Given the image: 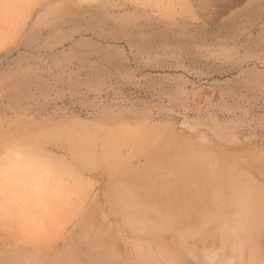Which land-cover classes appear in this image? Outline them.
<instances>
[{
  "label": "clouds",
  "instance_id": "9594fccd",
  "mask_svg": "<svg viewBox=\"0 0 264 264\" xmlns=\"http://www.w3.org/2000/svg\"><path fill=\"white\" fill-rule=\"evenodd\" d=\"M14 6L23 19L0 20V264H264V135L217 115H235L240 86L264 99V46L209 50L231 74L225 91L141 43L200 25L185 0H0ZM85 60L121 86L152 79L167 92L136 111L61 105L93 90Z\"/></svg>",
  "mask_w": 264,
  "mask_h": 264
},
{
  "label": "rangeland",
  "instance_id": "374dc122",
  "mask_svg": "<svg viewBox=\"0 0 264 264\" xmlns=\"http://www.w3.org/2000/svg\"><path fill=\"white\" fill-rule=\"evenodd\" d=\"M13 2L15 3L16 0ZM185 3V14L190 18H196L200 25L178 28L172 32L151 30L147 39L141 43L149 48L159 49L162 54L181 57L183 63L192 70L211 71L213 75L208 81L209 84L212 81L221 82L225 91H230L232 86L223 82L230 80L231 74L217 71L203 57L210 54L209 50L219 45L222 40L236 42L252 53L259 52L264 46V27H262L264 6L259 4V0H185ZM24 15V10L15 6L0 10V20H8L12 23H18ZM78 25L86 30L87 39L98 40L94 25H90L86 19L78 21ZM88 29L91 31H87ZM116 47L128 51L129 42L120 40ZM6 65L7 60L4 61V66ZM107 67L108 65H105V68ZM249 67L257 71L260 64L253 61ZM156 75L154 73L153 77ZM80 76L82 82L90 85L93 90L88 91L86 88L83 94L62 100L61 105L71 107L73 104H85L98 108L136 111L159 106L162 96L167 92L166 86L152 79L139 86H121L111 80L103 69L99 71L93 69L87 60L82 65ZM44 89L45 85L37 82L32 86L31 92L39 97ZM216 99L218 101L220 99L219 92L216 94ZM21 102L26 106L28 100L21 97ZM200 103L202 100L195 102L196 105ZM228 105L235 109V115L217 113L222 123L248 125L243 132L247 136L264 135L259 131L261 123L264 122V99H261L257 93L246 86H240L237 95L228 99Z\"/></svg>",
  "mask_w": 264,
  "mask_h": 264
},
{
  "label": "crops",
  "instance_id": "0c3cea01",
  "mask_svg": "<svg viewBox=\"0 0 264 264\" xmlns=\"http://www.w3.org/2000/svg\"><path fill=\"white\" fill-rule=\"evenodd\" d=\"M124 110H126V109H124ZM128 111V110H127Z\"/></svg>",
  "mask_w": 264,
  "mask_h": 264
}]
</instances>
